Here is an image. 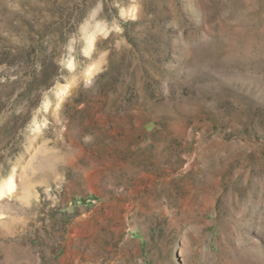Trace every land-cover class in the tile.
Segmentation results:
<instances>
[{
	"label": "rangeland",
	"instance_id": "obj_1",
	"mask_svg": "<svg viewBox=\"0 0 264 264\" xmlns=\"http://www.w3.org/2000/svg\"><path fill=\"white\" fill-rule=\"evenodd\" d=\"M0 264H264V0H0Z\"/></svg>",
	"mask_w": 264,
	"mask_h": 264
},
{
	"label": "bare ground",
	"instance_id": "obj_2",
	"mask_svg": "<svg viewBox=\"0 0 264 264\" xmlns=\"http://www.w3.org/2000/svg\"><path fill=\"white\" fill-rule=\"evenodd\" d=\"M14 177L13 175L6 181L0 188V199L5 196L8 192H11L15 189L16 185L14 182Z\"/></svg>",
	"mask_w": 264,
	"mask_h": 264
}]
</instances>
